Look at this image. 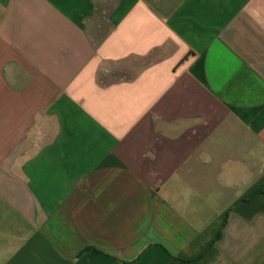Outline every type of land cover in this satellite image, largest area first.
I'll list each match as a JSON object with an SVG mask.
<instances>
[{
	"label": "crops",
	"instance_id": "0c3cea01",
	"mask_svg": "<svg viewBox=\"0 0 264 264\" xmlns=\"http://www.w3.org/2000/svg\"><path fill=\"white\" fill-rule=\"evenodd\" d=\"M0 264H264V0H0Z\"/></svg>",
	"mask_w": 264,
	"mask_h": 264
}]
</instances>
